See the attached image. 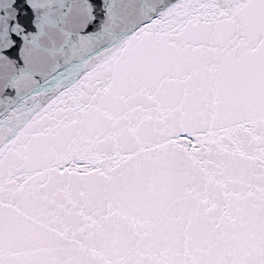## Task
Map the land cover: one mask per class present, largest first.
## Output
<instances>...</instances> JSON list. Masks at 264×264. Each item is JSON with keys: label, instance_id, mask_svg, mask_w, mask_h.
I'll list each match as a JSON object with an SVG mask.
<instances>
[{"label": "snow or ice", "instance_id": "6c2138e0", "mask_svg": "<svg viewBox=\"0 0 264 264\" xmlns=\"http://www.w3.org/2000/svg\"><path fill=\"white\" fill-rule=\"evenodd\" d=\"M0 264H264V0H0Z\"/></svg>", "mask_w": 264, "mask_h": 264}]
</instances>
